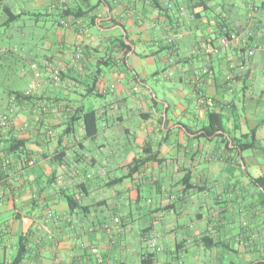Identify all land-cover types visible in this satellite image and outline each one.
<instances>
[{
  "label": "crops",
  "instance_id": "obj_1",
  "mask_svg": "<svg viewBox=\"0 0 264 264\" xmlns=\"http://www.w3.org/2000/svg\"><path fill=\"white\" fill-rule=\"evenodd\" d=\"M198 1L27 0L18 15L55 23L27 56L26 86L0 78V119L13 118L0 124V264L23 236L21 264H264L254 209L240 206L239 234L230 221L245 181L222 176L246 167L240 139L255 131L256 152L264 141V0ZM223 27L259 50L212 55ZM14 53L0 47V61ZM47 62L59 83L31 67Z\"/></svg>",
  "mask_w": 264,
  "mask_h": 264
},
{
  "label": "rangeland",
  "instance_id": "obj_2",
  "mask_svg": "<svg viewBox=\"0 0 264 264\" xmlns=\"http://www.w3.org/2000/svg\"><path fill=\"white\" fill-rule=\"evenodd\" d=\"M27 0H0V47L6 49H12L15 53L8 58V62L0 61V78L4 79L5 84L1 88H7L8 85L15 86L13 89L22 90L26 85L24 81L19 78V74H27L30 71V64L28 61L29 52L35 48V46H41L44 38L48 36L49 32L53 29L55 21L53 19H41L40 21L29 17L25 14L18 16L26 5ZM18 16V17H17ZM17 17V18H16ZM22 55V56H20ZM6 94V93H5ZM2 95V94H0ZM5 97V96H4ZM92 101L97 100V97H92ZM250 139H241L240 142H248ZM260 146V145H259ZM263 146V147H262ZM262 146L255 150L242 151L246 167H242V162L238 159V165L234 168L224 171L222 176L226 174L230 178L232 173L236 174L238 180H244V185L240 187L242 189L243 196L238 200L237 205L233 203L230 211L233 224L234 235L239 234L243 227V222H247L248 216L239 214L240 206L246 210H253L255 213V219L250 220L249 230H257L259 234L257 238H254L255 247L259 248V252L262 251L260 247L264 243V206L262 204L261 189L253 184L248 178V174L254 178L264 176V141ZM217 193V188L214 187L209 192L213 197ZM143 201L141 207H145L148 192L143 189L142 192ZM253 208V209H252Z\"/></svg>",
  "mask_w": 264,
  "mask_h": 264
},
{
  "label": "built area",
  "instance_id": "obj_3",
  "mask_svg": "<svg viewBox=\"0 0 264 264\" xmlns=\"http://www.w3.org/2000/svg\"><path fill=\"white\" fill-rule=\"evenodd\" d=\"M165 6L168 9H173V3L170 2V0H165ZM61 25L67 26L68 23L66 21H61ZM234 47L241 48V49H246L248 52V56L252 57L255 55L256 51L259 50V45L250 43L248 40L243 39L238 33L234 31H229L226 27H223L222 34L218 39V43L216 46H213L210 48V52L212 55H219L222 52H226ZM81 57V51L76 52L74 54V58L78 59ZM32 68H34L36 71V76H39V70L42 72H48L50 74V80L59 83L61 81V69L59 66L54 65L51 62L45 63L41 68L33 63L31 65ZM36 90V85L33 84L29 87V89L24 93V96H30L32 95ZM199 102L202 105H206L208 107H214V101L211 99H205L204 97H200ZM13 122V118L9 115L3 114L1 119H0V124L2 127L6 128L8 125ZM117 222L118 219H115ZM99 231H110V228L108 225L104 226H99ZM155 237L154 235H150V243H151V248L153 252H158L159 249L156 247L155 243Z\"/></svg>",
  "mask_w": 264,
  "mask_h": 264
},
{
  "label": "trees",
  "instance_id": "obj_4",
  "mask_svg": "<svg viewBox=\"0 0 264 264\" xmlns=\"http://www.w3.org/2000/svg\"><path fill=\"white\" fill-rule=\"evenodd\" d=\"M190 1H192V0H190ZM202 4H203L202 0H199L197 3V6H201ZM18 16H20V15H18ZM91 93H93V90H91ZM14 94H15L16 98H22L23 97V95L20 92H15ZM212 116H213V114L210 115V117H212ZM90 121H92L91 123H93V126L97 122L96 114L94 112H90V113L86 114L85 122H86L87 126L90 124ZM218 123L220 124V121H218ZM243 138L244 139H250L251 138V141L240 142V145H238V147L242 151L256 149L255 131H251L249 134L245 135ZM240 141H241V139H240ZM0 163H2L1 157H0ZM136 163L139 165L141 163V161L137 160ZM0 173H1V168H0ZM253 183L255 185H257L262 190L261 191V193H262L261 194L262 195V204L264 206V176L254 178ZM68 200H69V205H70L71 209H75L77 205H76V201L74 200V197L68 196ZM27 246L28 245H27L26 237L23 236L21 241L19 242L17 256L14 259V261L10 264H21L25 260V258L28 255V247Z\"/></svg>",
  "mask_w": 264,
  "mask_h": 264
}]
</instances>
